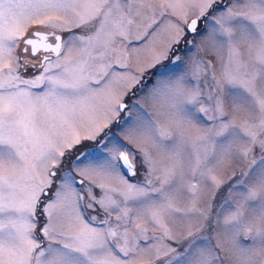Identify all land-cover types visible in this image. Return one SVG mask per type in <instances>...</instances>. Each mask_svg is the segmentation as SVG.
Segmentation results:
<instances>
[{
    "label": "snow or ice",
    "instance_id": "6c2138e0",
    "mask_svg": "<svg viewBox=\"0 0 264 264\" xmlns=\"http://www.w3.org/2000/svg\"><path fill=\"white\" fill-rule=\"evenodd\" d=\"M0 264H264V0H0Z\"/></svg>",
    "mask_w": 264,
    "mask_h": 264
}]
</instances>
